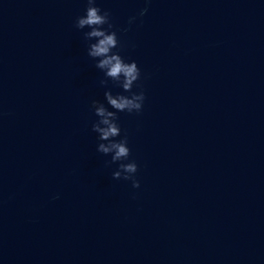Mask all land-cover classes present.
<instances>
[{"label": "water", "instance_id": "water-1", "mask_svg": "<svg viewBox=\"0 0 264 264\" xmlns=\"http://www.w3.org/2000/svg\"><path fill=\"white\" fill-rule=\"evenodd\" d=\"M96 6L141 71L116 138L140 186L96 151L91 102L128 93L87 56L86 0H0V264H264V0Z\"/></svg>", "mask_w": 264, "mask_h": 264}, {"label": "clouds", "instance_id": "clouds-1", "mask_svg": "<svg viewBox=\"0 0 264 264\" xmlns=\"http://www.w3.org/2000/svg\"><path fill=\"white\" fill-rule=\"evenodd\" d=\"M145 3H149V0H145ZM147 12V7L141 9L139 17H144ZM137 18L129 17L128 25H132ZM74 27L77 30L87 28L88 31L83 32V39L94 41L87 46V56L96 61L94 67L104 73V79L100 81L101 86H106L108 81H112L114 86L122 90V93H128V95L114 96L110 91H105L104 101L108 107L96 100L91 102L93 114L98 118L91 127V131L97 134L99 141L96 151L104 156H111L107 164L118 165L117 170L112 173V179L131 181L133 188H139V181L135 178L138 171L137 164L134 160L129 161L130 149L127 146V135L116 139L121 136L117 113L139 114L145 100L144 92L137 83L141 79L140 69L134 61L126 62L120 55L122 46L117 37V31L126 33L129 29L114 31L110 13L97 7L96 0H86L84 15L76 18ZM134 85L141 90L134 92ZM124 161L129 162L124 163ZM53 199H59V196H54Z\"/></svg>", "mask_w": 264, "mask_h": 264}]
</instances>
